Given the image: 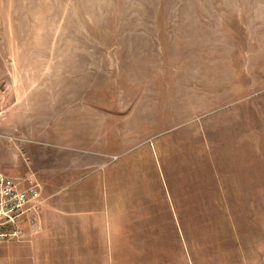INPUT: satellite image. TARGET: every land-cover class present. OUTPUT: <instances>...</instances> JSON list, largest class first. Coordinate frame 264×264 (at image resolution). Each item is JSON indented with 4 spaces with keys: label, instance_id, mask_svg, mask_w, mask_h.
<instances>
[{
    "label": "rangeland",
    "instance_id": "obj_1",
    "mask_svg": "<svg viewBox=\"0 0 264 264\" xmlns=\"http://www.w3.org/2000/svg\"><path fill=\"white\" fill-rule=\"evenodd\" d=\"M28 169L56 264H264V0H0V172Z\"/></svg>",
    "mask_w": 264,
    "mask_h": 264
},
{
    "label": "built area",
    "instance_id": "obj_2",
    "mask_svg": "<svg viewBox=\"0 0 264 264\" xmlns=\"http://www.w3.org/2000/svg\"><path fill=\"white\" fill-rule=\"evenodd\" d=\"M43 202L41 185L30 169L15 177L0 172V242L23 238L26 225L36 231Z\"/></svg>",
    "mask_w": 264,
    "mask_h": 264
},
{
    "label": "crops",
    "instance_id": "obj_3",
    "mask_svg": "<svg viewBox=\"0 0 264 264\" xmlns=\"http://www.w3.org/2000/svg\"><path fill=\"white\" fill-rule=\"evenodd\" d=\"M32 172L34 173V171H32ZM25 173H26V171H25ZM24 174H22V175H24ZM6 175L10 176V177L22 176L21 174L20 175H14V176L8 175V174H6ZM35 176L41 185V196L44 198V202L41 206V210L39 213L40 219H41V222H40L41 223V229L39 231V236H37L34 239V243L36 245H38L39 251L32 253V259L34 260V264H56L55 261L61 260L62 257H60V258L57 257V255H55V253H52L51 251H41V247L39 246V245H41L40 239H42V243H44V241L46 239H49L50 235L52 234V232H51V222H52V217H53L52 212L55 211V206H53L54 205L53 203L45 205L47 198H46V193L44 190V185H43L42 181L37 177L36 174H35ZM83 177H85V176H81V177L76 176L75 178H72L71 181L64 188L65 194L70 196V195H78V194L82 193L83 188H84V183L80 185V183H77V181ZM71 197H73V196H71ZM77 199L80 200L79 196ZM77 199L74 198L73 199L74 201H70L68 209L64 212L65 218L71 222H74V223L81 216V211H82L80 208H78L77 202H75ZM51 200L53 201V199H51ZM44 205H45V207H44ZM37 242H38V244H37Z\"/></svg>",
    "mask_w": 264,
    "mask_h": 264
}]
</instances>
